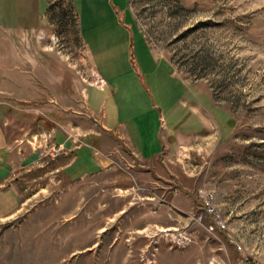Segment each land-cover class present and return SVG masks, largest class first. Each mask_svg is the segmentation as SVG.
Masks as SVG:
<instances>
[{
    "label": "rangeland",
    "instance_id": "374dc122",
    "mask_svg": "<svg viewBox=\"0 0 264 264\" xmlns=\"http://www.w3.org/2000/svg\"><path fill=\"white\" fill-rule=\"evenodd\" d=\"M81 1L49 0L39 67L8 68L0 86L16 108L20 198L0 221V264H264V0H130L151 51L136 32L129 60L103 21L98 39L81 35L92 62ZM87 92L109 125L130 121L152 146H175L202 113L216 124L178 144L155 181L116 160L68 185L49 130L91 118Z\"/></svg>",
    "mask_w": 264,
    "mask_h": 264
},
{
    "label": "crops",
    "instance_id": "0c3cea01",
    "mask_svg": "<svg viewBox=\"0 0 264 264\" xmlns=\"http://www.w3.org/2000/svg\"><path fill=\"white\" fill-rule=\"evenodd\" d=\"M129 5L130 0L81 1V13H76V18L79 36L90 60L89 49L81 35L87 43H90L91 37L98 39L95 25L103 21L119 32L114 34L122 38L126 51L129 47V60L136 32L151 51L134 23ZM49 26H52L49 0H0V86L7 79L8 68L19 66L28 69L33 64L39 67L38 57L44 56L41 41ZM15 41L19 45L14 44ZM113 51L116 53L119 49ZM33 52L38 56L36 60L33 59ZM30 59L31 65L28 63ZM86 105L91 118L75 121V124L68 121L61 130L49 128L53 138L50 150L55 152L60 149L55 162L56 172L64 176L68 185L108 171L116 160L125 161L128 169L143 180L155 181L160 178L159 163L174 155L178 144L184 143L186 138L195 137L197 132L209 133L216 124L208 114L202 113L201 128L177 132L175 146L169 142L152 146L147 142L149 136L145 137L144 132L130 121L109 125L106 114L91 109L88 92ZM13 109L16 108L0 102V221L12 216L20 206L19 195L10 184L14 170L12 129L17 127Z\"/></svg>",
    "mask_w": 264,
    "mask_h": 264
},
{
    "label": "built area",
    "instance_id": "2783aa9c",
    "mask_svg": "<svg viewBox=\"0 0 264 264\" xmlns=\"http://www.w3.org/2000/svg\"><path fill=\"white\" fill-rule=\"evenodd\" d=\"M102 82V81H101ZM102 84H103V82H102ZM60 151V149H57V150H55V152H54V155L55 156H58V152ZM211 214L213 213V211L211 210V209H209L208 210Z\"/></svg>",
    "mask_w": 264,
    "mask_h": 264
}]
</instances>
